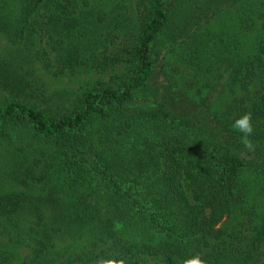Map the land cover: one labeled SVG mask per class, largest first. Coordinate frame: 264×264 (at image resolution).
I'll return each instance as SVG.
<instances>
[{
	"label": "trees",
	"instance_id": "16d2710c",
	"mask_svg": "<svg viewBox=\"0 0 264 264\" xmlns=\"http://www.w3.org/2000/svg\"><path fill=\"white\" fill-rule=\"evenodd\" d=\"M176 1L178 4L175 0H132L136 33L121 43L116 59L103 57L105 61L100 62L107 68L104 70L129 65L121 76L124 81L117 88L101 85L73 101V106L65 104L64 114L52 117L23 99L33 94L31 88L36 84L27 68L33 61L32 45L28 44L33 26L51 23L56 26L51 31L58 34L71 26L72 20H66L67 25L65 17L83 12L89 0H16L17 4L0 0V33L16 44L28 41L16 56L0 58V94L15 95L0 101V140L14 134L21 139L33 135L51 148L52 167L57 168L51 182L45 177L47 172L37 177L30 170L33 184L48 185L39 196L0 193V217L12 226L21 228L22 213L35 218V227L24 238L29 253L19 264H103L107 260L149 264L151 258L161 264H184L196 256L205 264H264V35L256 51L247 56L242 42H229L214 51L205 44L189 55L200 61L199 71H203L204 61L216 59L207 71L213 75H223L213 68L223 61L226 73L231 69L226 85L237 84L236 89L246 92L213 115L217 126L210 120L207 103L197 106L184 90H174L172 85V90L169 86L162 90L155 102L158 107L149 109V118L172 120L192 134L187 130L189 134L164 137L156 150L137 126L148 114L142 109L138 114L134 104L145 91L151 94L143 89L155 70L160 40L180 37L196 23L195 15L182 12L183 1ZM244 1L217 0L229 6ZM215 7L213 2L207 11L205 4L201 9L209 14ZM13 8L19 9V15H14ZM243 9L244 30L256 27L257 22L264 27V0H255ZM42 10L47 24L43 17L38 21L35 16ZM207 14L206 24L212 19ZM97 17L102 22L107 14L101 10ZM101 56L92 54L89 63L101 67ZM246 113L251 114L253 126L251 150L240 142L244 133L232 126ZM98 126L102 129L94 132ZM101 130L116 144L109 153L96 149L95 136ZM248 172H253L254 180L245 179ZM102 174L110 179L106 192L92 184ZM224 220H232V228L220 229ZM242 227L248 228L249 235ZM137 228L136 233H141L136 238L126 234ZM58 233H88L103 243L65 256L55 251ZM17 260L0 242V264Z\"/></svg>",
	"mask_w": 264,
	"mask_h": 264
},
{
	"label": "rangeland",
	"instance_id": "374dc122",
	"mask_svg": "<svg viewBox=\"0 0 264 264\" xmlns=\"http://www.w3.org/2000/svg\"><path fill=\"white\" fill-rule=\"evenodd\" d=\"M5 1L16 2V0ZM182 1L184 3L181 8L182 12L190 11V13L186 11V14L188 16L195 15L196 23L180 37L178 35L175 36L176 38L172 37L173 41H168L166 36L160 40L155 70L148 85L143 89L150 90L151 94L145 91L146 93L141 94L134 104L138 109V114L140 109L148 114L141 117L137 126L140 125V129L145 131L149 140L154 142L156 150L159 149V142L162 143L164 137H171L173 134H189V132L192 134L191 129L179 128L177 123L172 120L154 121L149 118V109L158 107L155 102L162 90H166L168 86L171 88L172 85L174 90H184L186 96H189L197 106H204V103H207L211 113L210 120L213 121L214 126H217V122L213 115L222 113L228 103L246 94L245 91L236 89L237 84L226 85L231 69L226 73L224 67H221L223 61L213 67L215 73L220 69L223 75L219 76L218 73L213 75L207 71L212 68V62L215 64L216 59L204 61L201 68L203 71H199L200 61L189 57V55L195 54L196 50L205 44L208 46L207 49L214 51L225 45L228 46L229 42H233L234 45H237V42H242L245 44V56H247L256 51L258 41L264 35V27L261 28L259 22L254 28L247 27L245 30L242 28L241 19L245 17L243 13L246 10L243 7L254 3L255 0H245L233 6H229L228 2L219 3L217 0ZM213 2L216 7L212 8L209 14L204 13L205 11L201 9L202 5L205 4L207 11L212 7ZM89 3V7L84 8L83 12L79 11L71 19L65 17V22L72 20L71 26L67 29L64 27V30L58 34L51 31V28L56 26H52L49 22V26L34 25L29 42L22 39L16 44L6 34L0 33V58L16 56V53L23 48L22 45L27 42L32 45L33 61L27 68L32 72V78L36 80V84L31 88L33 94L27 98L24 96L23 99L25 98L31 104L45 110L52 117L64 114L65 104L73 106V101H78L79 97L101 85L111 84L117 88L118 84L122 80L124 81L121 76H124L130 68L124 63L110 66V69L104 70L107 68H103L104 65H101L100 62L105 61L103 57L116 59L120 55L121 43L128 39L131 40L132 35L136 33L132 0H89ZM218 3L219 7H217ZM174 4H178L176 0ZM101 10L105 11L107 17L102 22H98L97 13ZM206 14L210 19L212 18L207 24L205 23V20H208ZM14 15H19V9L14 12ZM44 15L45 11L42 10L40 15L35 16H39L38 21H40ZM42 22L47 24L44 17ZM260 22L262 23V21ZM60 37L62 40L59 41ZM61 41L64 43H60ZM92 54H102L98 60L101 67L89 63ZM190 58L192 63L188 60ZM196 74L200 76L196 78ZM116 77L121 78L116 79ZM9 95L7 93L0 94V101L7 97L15 98V95ZM100 128L102 129V126L95 127L93 131L97 132ZM95 138L98 151L109 153V148L116 146L115 142L111 141L112 138L106 139L105 130H101L100 134L97 133ZM52 153L53 151L45 142L40 143L33 138V135L21 139L14 134L11 139L0 140V193L26 192L35 194V196L41 195L44 189H48V185L47 183L44 186L39 183H37L38 185L33 184L30 170H33L37 177H41L43 173L47 172L45 177H50V182L54 181L57 168L52 167L53 163L50 157ZM245 179L254 180L253 172L246 173ZM44 180L46 182V179ZM109 180V177L102 174L100 177L94 178L92 184L95 188L105 191L106 181ZM38 187L39 189H37ZM31 215L22 213L23 222L19 223L21 225L19 230L11 225L12 222L0 217V242L2 245L6 244L8 249L17 256L18 260L15 261V264H19V259L29 253V244L24 238L25 234L35 227V218ZM244 219L242 218L240 221H244ZM238 222H236L237 226ZM232 226V220H224L219 228L225 230ZM242 228H246L245 233L249 235L248 228ZM239 229L241 230V228ZM137 231L138 228L134 232L126 231V234L136 238L141 233L139 231L137 234ZM55 237H58L55 251L65 256L90 249L97 243H103L88 233L82 236L58 233ZM148 262L149 264H161L159 260L152 258Z\"/></svg>",
	"mask_w": 264,
	"mask_h": 264
},
{
	"label": "clouds",
	"instance_id": "9594fccd",
	"mask_svg": "<svg viewBox=\"0 0 264 264\" xmlns=\"http://www.w3.org/2000/svg\"><path fill=\"white\" fill-rule=\"evenodd\" d=\"M232 126L234 129H237L244 133V136L241 138L240 142L246 148L251 150L253 148L252 142L249 139V136L253 132L251 114L246 113L242 117L236 119ZM103 264H124V261L123 260H120V261L107 260V261H104ZM184 264H205V261L202 260L199 256H196L194 258L185 260Z\"/></svg>",
	"mask_w": 264,
	"mask_h": 264
}]
</instances>
